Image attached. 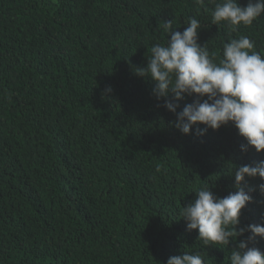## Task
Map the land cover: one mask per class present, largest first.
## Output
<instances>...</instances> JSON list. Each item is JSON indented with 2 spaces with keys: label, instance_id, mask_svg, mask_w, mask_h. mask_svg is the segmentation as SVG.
<instances>
[{
  "label": "trees",
  "instance_id": "obj_1",
  "mask_svg": "<svg viewBox=\"0 0 264 264\" xmlns=\"http://www.w3.org/2000/svg\"><path fill=\"white\" fill-rule=\"evenodd\" d=\"M187 17L219 53L228 28L195 0H0V264H167L185 251L229 264L251 235L203 246L179 209L204 185L221 198L236 192L234 169L264 153L242 152L231 123L183 134L163 107L171 94L157 100L156 82L136 73L170 39L160 23L183 32ZM239 35L264 52V16ZM262 183L242 182L253 201L237 231L264 226ZM249 246L264 252V238Z\"/></svg>",
  "mask_w": 264,
  "mask_h": 264
},
{
  "label": "clouds",
  "instance_id": "obj_2",
  "mask_svg": "<svg viewBox=\"0 0 264 264\" xmlns=\"http://www.w3.org/2000/svg\"><path fill=\"white\" fill-rule=\"evenodd\" d=\"M195 3L211 11L212 24L228 28L230 38L223 43L222 50L210 53L209 43L201 46L199 30L203 26L195 17L184 20L187 27L183 32L176 30L179 27L174 26V21L166 20L159 28L170 39L152 45L147 66L136 69V73L156 82L152 94L157 100L171 94L173 99H165L163 107L176 115L174 126L183 134H192L196 126L195 134L201 137L208 129L219 130L231 123L246 140L240 146L242 152L254 147L264 153V52L257 51L248 36L231 37V33L239 32L240 26H251L264 16V0H248L246 7H241L238 0H209L215 5L213 9L208 8L205 0ZM185 96L194 100L178 112V101ZM201 124L205 127L200 128ZM234 175L236 192L221 198L204 185L192 190L196 199L181 207L179 214L189 231L198 229L203 246L226 248L230 239L250 232L231 250L227 260L229 264H264V252L249 246L257 237L264 238V226L252 224L236 230L242 210L253 201L242 182L246 177L264 179V160L239 166ZM258 188L264 194V183ZM167 264H206V256L201 251H185L170 257Z\"/></svg>",
  "mask_w": 264,
  "mask_h": 264
}]
</instances>
